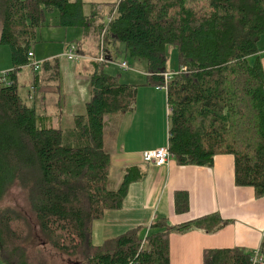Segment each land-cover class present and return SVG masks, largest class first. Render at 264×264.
<instances>
[{"label":"trees","instance_id":"16d2710c","mask_svg":"<svg viewBox=\"0 0 264 264\" xmlns=\"http://www.w3.org/2000/svg\"><path fill=\"white\" fill-rule=\"evenodd\" d=\"M0 0V44L11 50L13 68L0 75V264H63L50 251L78 260L70 264H171L170 235L194 228L208 231L228 221L217 212L180 224L154 221L147 236L137 226L97 245L93 225L107 210L124 206L132 182L145 177L125 169L111 177L112 153L106 140L109 119L134 109L138 85L92 60V98L73 128L44 123L21 97L19 72L30 66L48 12L59 26L83 35L106 32L113 55L141 61L146 84H164L169 48L178 70L168 83V147L178 164L213 166L218 154L235 160V183L264 196V70L258 54L264 35V0ZM114 13L111 20L107 17ZM78 39L71 43L77 46ZM59 57L39 70L59 78ZM37 75V76H36ZM8 80L12 83L9 85ZM19 189L25 207L7 196ZM178 213L189 210V194L174 195ZM146 239V243H144ZM264 252V240L261 244ZM254 251L208 248L203 264H252Z\"/></svg>","mask_w":264,"mask_h":264},{"label":"crops","instance_id":"0c3cea01","mask_svg":"<svg viewBox=\"0 0 264 264\" xmlns=\"http://www.w3.org/2000/svg\"><path fill=\"white\" fill-rule=\"evenodd\" d=\"M80 30L73 31L75 39ZM72 41H67L66 46ZM44 44L48 43L40 45L41 50L34 45L35 59L46 60L56 55ZM76 47L86 60L80 64L70 59H65L63 64L60 61L59 78L53 79L50 72L42 69L37 78L33 76L35 97L31 107L49 126L73 128L75 117L85 114L86 104L92 98L91 61L99 54V36L82 34ZM4 48L0 44V59ZM108 49L107 44V52ZM9 57L10 65L0 61V70L13 68L11 50ZM258 57L264 70V35L259 41L258 54L249 60L254 62ZM136 62L143 68L127 72L124 77V83L138 85L135 107L109 119L106 140L112 153L111 174L116 177V186L128 167H137L146 174L131 183L122 209L107 210L102 220L94 222L95 244L137 226L146 229L142 232L145 236L151 232L149 226L160 217H167L171 224H180L217 212L228 221L217 229L194 228L170 235L171 264H203V254L208 248L242 247L254 251L264 240V196L257 197L251 186L236 185L233 155H216L211 167L181 165L175 158L161 166L145 160V151L168 145L170 108L167 90L146 84L145 66L141 61ZM26 68L30 69L23 66L19 74ZM179 190L189 194V210L182 213L176 211L174 201Z\"/></svg>","mask_w":264,"mask_h":264},{"label":"rangeland","instance_id":"374dc122","mask_svg":"<svg viewBox=\"0 0 264 264\" xmlns=\"http://www.w3.org/2000/svg\"><path fill=\"white\" fill-rule=\"evenodd\" d=\"M85 1H87V2H91V1L99 2L101 4V7L99 6L100 9H104L103 6L105 5V3L106 4L107 3H113L117 0H85ZM57 16H58L57 10H54L52 12H48V14L46 15L45 24L42 26V28L39 31V41L35 45L37 46V49H39L38 47H40L39 50H41L42 46H40V45H42L43 43H48V44H44V45H49L48 47L50 48V51L53 54H56L53 57H59L61 64H63L64 60L68 59V57H67L68 50H67L66 43H67V41L70 42L72 40H75L73 31L78 30L80 28L59 26L58 21H57ZM76 38L78 40H80L82 38L81 30H80L79 36ZM3 47H5L4 48L5 50H3V52H2L0 61L4 62V64H6V65H10V63H11L10 57H9L10 47L8 45H4V44H3ZM60 53H61V55H59ZM76 54H77V57L73 60V63L75 62V63L80 64L82 60H84V59L86 60L85 56H83L82 54H80L78 52H76ZM114 58L116 61L121 62L125 58V54L116 55V57H114ZM34 60L36 61L35 63H41L42 61H44V59H39V58H37V59L34 58ZM128 62L130 64V68H128V69H121L116 63H111L108 66L107 71L113 75H117L119 73L121 82H125L124 77H125V74L127 72L137 71V69L143 68V66L138 65V62H136V60L133 58L129 57ZM3 66H5V65H3ZM178 66L179 65H178L177 50L173 47H170L169 48V62H168L169 71H171V70L178 71ZM32 68H34V67L31 65L30 69L26 68L23 70V72L21 74H19V84H20L19 91H20V94H21L23 100L30 107L33 104L32 100L35 97V95H34L35 91L32 87V85L34 83L33 82L34 72H33ZM6 71H8V68L0 70V74L3 72H6ZM121 74H122V76H121ZM30 91H32V95H29ZM111 177H112V179H116L114 174H111ZM6 201L10 204H13V205L25 207L24 197L21 194L20 190L16 189V188H14L10 192V194L6 198ZM145 230L146 229H144L143 231H145ZM50 254L56 260H58L60 263H63V264H70V263H74V262L78 261L74 258H70L66 255L56 253L53 251H50ZM0 261H1V259H0Z\"/></svg>","mask_w":264,"mask_h":264},{"label":"built area","instance_id":"2783aa9c","mask_svg":"<svg viewBox=\"0 0 264 264\" xmlns=\"http://www.w3.org/2000/svg\"><path fill=\"white\" fill-rule=\"evenodd\" d=\"M114 13L107 17L108 20H111L113 17ZM68 50V54L67 57L70 60H74L77 57L76 52L77 51V47L75 44H70L67 47ZM29 60H30V64L35 68V69H39L41 63H35L36 61L34 60V51H31L29 54ZM92 60L95 61H103V62H107L109 64L111 63H116L121 69H128L130 68V64L128 62V60H122L121 62L116 61L114 58L112 57H108V52H107V43H106V32L105 30L102 31V33L99 35V54L96 55L94 58H92ZM178 71H166L163 73V77H164V84L162 85H157L158 88H163V89H168V83L172 80V78L174 77V75L176 73H178ZM0 75H3L5 78H8L10 75V70L1 73ZM8 84L10 85L12 82L10 80L7 81ZM174 154L171 153L168 145L165 147H159L156 149H152V150H147L144 152V158L146 161L150 162V163H154L156 165H166L171 158H174ZM147 236V234L145 235V237ZM146 239H144V243H146ZM252 264H264V252L261 250V247H258L257 249L254 250L253 253V257H252Z\"/></svg>","mask_w":264,"mask_h":264}]
</instances>
